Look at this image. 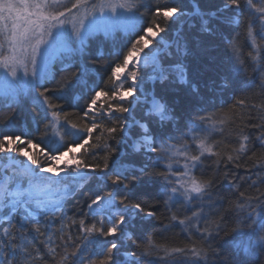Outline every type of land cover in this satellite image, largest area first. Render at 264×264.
I'll return each instance as SVG.
<instances>
[{"label": "snow or ice", "instance_id": "snow-or-ice-1", "mask_svg": "<svg viewBox=\"0 0 264 264\" xmlns=\"http://www.w3.org/2000/svg\"><path fill=\"white\" fill-rule=\"evenodd\" d=\"M21 97L45 147L0 133V264H264V0H0V125Z\"/></svg>", "mask_w": 264, "mask_h": 264}, {"label": "trees", "instance_id": "trees-1", "mask_svg": "<svg viewBox=\"0 0 264 264\" xmlns=\"http://www.w3.org/2000/svg\"><path fill=\"white\" fill-rule=\"evenodd\" d=\"M161 3L167 2V0H160ZM152 3H155V0H152ZM129 38L126 37L123 33L117 32L115 36L108 40L105 43H92L91 47L88 50V56H89V67H90V78H89V88L92 86L93 81L95 83L100 84L101 78L104 80L107 79L108 72L105 68V61L111 59L113 62H115L118 57H116L114 54L116 51L120 50L122 46L127 42ZM247 51V48H245V52ZM103 56V59L99 60L95 65L91 64V60L95 59L99 56ZM219 55L218 52L210 50L208 53H206V56L208 58H212ZM59 65H57L54 68V72L58 73L59 70ZM249 72L251 73V67H249ZM222 74V73H221ZM253 78H255V74L251 73ZM60 78V75H56V79L58 80ZM213 78L216 79L217 84H222L223 81L219 79V77L213 76ZM209 84L211 86V81H209ZM49 87H52V84L48 85ZM147 89L152 88V84L149 82L145 85ZM157 91L160 90V85H156ZM181 95H184L186 90H180ZM90 91L88 88L84 89L83 92L80 90H77L72 97V103L73 104H80L83 105L89 98ZM231 93H226L222 97L227 103H231ZM53 102L55 101V98L53 99ZM217 106L219 107V103L217 102ZM226 106V105H225ZM65 111H73L72 108L65 106ZM0 111L3 112H8L9 110L6 108H3L0 106ZM17 113L16 115V122L13 126L10 128H6L2 125H0V133L2 134H12L15 132L16 134H20L21 130L24 133H28L29 138L35 139L36 143H41L39 139V133L37 132V124L39 122V127L41 130H43V122H40V109L37 108L34 104L33 101L30 97H21L18 104L16 107L12 110ZM75 119V117H73ZM65 142L66 143H71L72 142V137L70 135L65 136ZM41 147H45L43 143H41ZM31 150V149H30ZM52 149L49 148V151ZM130 159L134 160L137 165H141L143 163H147L148 161L146 160L145 157L142 156H134L131 157ZM149 167L151 168L152 165L150 164ZM145 180H148V177H144ZM153 180H156L158 178H151ZM148 191L150 193L149 196L146 197L148 199V202L151 203L152 200V195H155L158 191V187H154L152 185L148 186ZM218 191L225 196L229 195V190L226 184L220 185L218 188ZM85 196L83 195V192H79L76 194L74 198H69L67 203H66V209L68 210V215H72L73 212L80 207H83L85 203ZM161 211H163V206L158 205L157 206ZM178 207V206H177ZM139 227V226H138ZM154 239L157 240L158 243H166L169 241L174 242L177 246L180 244L181 241L184 240V236L182 233H180V229L176 228L173 230V232L166 233L163 236L156 234L154 235ZM123 251V250H122Z\"/></svg>", "mask_w": 264, "mask_h": 264}, {"label": "rangeland", "instance_id": "rangeland-1", "mask_svg": "<svg viewBox=\"0 0 264 264\" xmlns=\"http://www.w3.org/2000/svg\"><path fill=\"white\" fill-rule=\"evenodd\" d=\"M77 151L79 152L80 150L78 149Z\"/></svg>", "mask_w": 264, "mask_h": 264}]
</instances>
